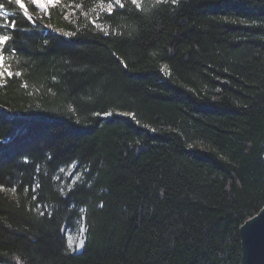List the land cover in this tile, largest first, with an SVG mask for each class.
Listing matches in <instances>:
<instances>
[{
    "label": "trees",
    "instance_id": "trees-1",
    "mask_svg": "<svg viewBox=\"0 0 264 264\" xmlns=\"http://www.w3.org/2000/svg\"><path fill=\"white\" fill-rule=\"evenodd\" d=\"M102 1L0 13V264H241L264 206V0Z\"/></svg>",
    "mask_w": 264,
    "mask_h": 264
},
{
    "label": "snow or ice",
    "instance_id": "snow-or-ice-1",
    "mask_svg": "<svg viewBox=\"0 0 264 264\" xmlns=\"http://www.w3.org/2000/svg\"><path fill=\"white\" fill-rule=\"evenodd\" d=\"M14 4L18 6L20 10H22L23 17L26 18L28 21H33V15L31 14L32 11H43L45 14H50L49 7L55 8L59 3L60 0H30L29 3H26L25 0H0V12L5 8V3L8 4ZM157 2H160V0H157ZM175 2V0H173ZM115 5H118L119 7L123 8L125 5L121 2V0H114ZM131 3L133 5H136L137 8L141 7V4L139 0H131ZM113 8V3L108 4V12L111 13ZM11 28V30H16V21H5L4 23H0V77H4L5 74H7L8 77L13 76V72L10 71V65H7L5 62V52H8L9 55H11L12 51H15V49H7V44L10 40H12V36L9 34H2L4 30L7 28ZM20 72H16L15 76H20ZM63 171V169H61ZM38 187V185H37ZM13 192H15V189H12ZM43 215V213H41ZM82 235V232H81ZM73 244V240L71 237L68 238V246L71 248ZM83 246V240L81 239L78 243H76V248H80Z\"/></svg>",
    "mask_w": 264,
    "mask_h": 264
},
{
    "label": "water",
    "instance_id": "water-1",
    "mask_svg": "<svg viewBox=\"0 0 264 264\" xmlns=\"http://www.w3.org/2000/svg\"><path fill=\"white\" fill-rule=\"evenodd\" d=\"M240 237L241 264H264V206L242 224Z\"/></svg>",
    "mask_w": 264,
    "mask_h": 264
},
{
    "label": "rangeland",
    "instance_id": "rangeland-1",
    "mask_svg": "<svg viewBox=\"0 0 264 264\" xmlns=\"http://www.w3.org/2000/svg\"><path fill=\"white\" fill-rule=\"evenodd\" d=\"M63 1H66V0H60V3H62ZM109 3H113V7H114L115 3L113 1H111V0L102 1L96 5L94 11L108 10V4ZM50 8H51V6L49 7V10H50ZM64 11H66L67 15H71V14H74L76 12V9L74 8V5L72 3L71 4L69 3V4L65 5ZM2 12L4 13L3 10H2ZM39 12L42 13L43 11H39ZM96 17H97V15L95 17L91 16V18H93L94 21H95ZM62 32L66 33L64 31H62ZM0 70H2V69H0ZM5 76H6V74H5ZM4 77H0V83L3 82ZM62 173H63V176L65 177V179L70 181V182L77 181L81 176L80 171H79V166L77 163L70 165L69 167L64 169V171ZM81 232H82V235H81ZM69 237H71L73 240V244H72L71 249L75 250V251L82 250V248L85 244V238H86V228H85V223H84L83 217L80 220H78L76 226H74L73 228L67 229V238H69ZM81 239L83 240V246L80 248H76V243H78Z\"/></svg>",
    "mask_w": 264,
    "mask_h": 264
}]
</instances>
